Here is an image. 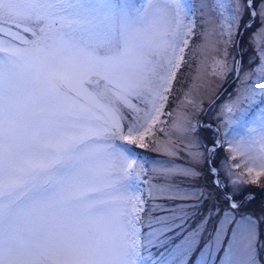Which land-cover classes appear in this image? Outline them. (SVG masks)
Wrapping results in <instances>:
<instances>
[{"label":"snow or ice","instance_id":"6c2138e0","mask_svg":"<svg viewBox=\"0 0 264 264\" xmlns=\"http://www.w3.org/2000/svg\"><path fill=\"white\" fill-rule=\"evenodd\" d=\"M199 7V26L220 21L217 77L242 71L228 48L260 24L256 83L247 105L237 96L227 108L237 113L227 148L247 180L221 179L226 141L196 118L191 85L176 107L192 112L172 119L198 35L191 0H0V264H264V203L259 216L247 211L244 187L264 177V111L252 107L264 105V0ZM143 149L169 160L149 162ZM157 196L184 203L156 217L146 205Z\"/></svg>","mask_w":264,"mask_h":264},{"label":"rangeland","instance_id":"374dc122","mask_svg":"<svg viewBox=\"0 0 264 264\" xmlns=\"http://www.w3.org/2000/svg\"><path fill=\"white\" fill-rule=\"evenodd\" d=\"M194 7L196 8V19L198 22L197 37L194 38L192 46L188 50L187 59L189 60V67H185V75L181 77L184 80L183 90H180V85H178V90L175 94L174 103L172 108H175V114L172 117L177 124H182L184 116L186 113L192 112V105L187 104L185 101L186 107L177 108L176 101H179L184 96V91L189 89L191 85V91L189 94V99L193 100L196 104L199 105V109L195 112V116L204 124L211 125V132L219 133V138L225 140V147L220 152V169H221V179H227V173L230 171L234 173L232 177L235 179L239 176L242 180H247V175L244 171L243 164L241 168H236L234 165L241 162V157L230 153L227 148V141H230L235 132V124L233 123L236 112L229 113L227 108L229 106H234V102L237 101V96L241 97L243 101L241 106L247 105V101L243 100V94L246 89L253 87L256 83L255 79V69L258 67L259 57H254L255 52V43L250 42L251 34L260 27L259 21H256L252 28L247 31H243L242 36H237L235 41V46L230 45L228 51L230 55L227 57L228 60L235 56L236 60L241 59L243 56V62L241 64L242 71L239 73L229 72L223 78L212 75L213 69L216 67V61L224 59L223 57V48L222 44H218L220 39L219 33L222 30L220 26V21L217 19L215 23H210L205 29L202 26H199L200 12L203 11L199 5L200 0H191ZM247 20V16H245ZM207 31L208 35L206 38L201 37L199 34L203 31ZM219 48V51H217ZM251 60V66H250ZM218 70V69H217ZM253 72L254 75L246 77L245 73ZM239 76V78H237ZM215 97H218L214 102H212ZM252 107L255 108V112L258 114L261 111H264V105L259 104V99L256 101V105ZM171 110V109H169ZM249 127H255V124H250ZM165 131L169 132L173 138L178 134L167 125H165ZM207 134V133H206ZM162 140L165 138L164 133L159 132L157 134ZM241 135H252L255 136V133H249L248 129H242ZM239 139V136H237ZM258 150V146H257ZM145 160L149 162L158 161L160 163H166L169 160V157L160 154L159 152H154L151 149L138 150ZM183 155V154H182ZM175 163L177 165H183L186 161L183 158H176ZM147 179V177H144ZM162 181L153 180V183H160ZM176 184L181 187L188 188L190 182L184 180L183 178H176L174 181ZM199 183L203 184L204 181L201 180ZM244 187L251 191L253 199L246 206L247 211L255 212L256 215H260V208L262 203H264V177H261L257 184H245ZM141 188L144 189V195L147 197L146 186L141 185ZM184 203L180 200H173L167 198V196H157L155 199H147V208L149 210L153 209L154 205H158L159 209L153 210L152 215L167 216L171 214V209L175 208L177 204ZM211 207V202L205 204L202 208V214L207 213V209ZM145 222H147V215H145ZM199 223V218H193L188 221L187 227H195ZM211 229V224L208 225ZM259 234L261 240H264V223L259 225ZM261 257H264V248L261 249Z\"/></svg>","mask_w":264,"mask_h":264},{"label":"trees","instance_id":"16d2710c","mask_svg":"<svg viewBox=\"0 0 264 264\" xmlns=\"http://www.w3.org/2000/svg\"><path fill=\"white\" fill-rule=\"evenodd\" d=\"M177 88H178V85H177Z\"/></svg>","mask_w":264,"mask_h":264}]
</instances>
